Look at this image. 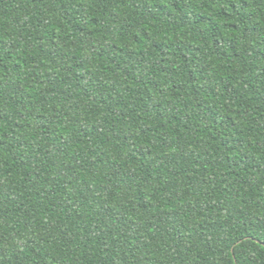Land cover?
I'll return each instance as SVG.
<instances>
[{"label":"trees","instance_id":"1","mask_svg":"<svg viewBox=\"0 0 264 264\" xmlns=\"http://www.w3.org/2000/svg\"><path fill=\"white\" fill-rule=\"evenodd\" d=\"M0 264H264V0H0Z\"/></svg>","mask_w":264,"mask_h":264}]
</instances>
